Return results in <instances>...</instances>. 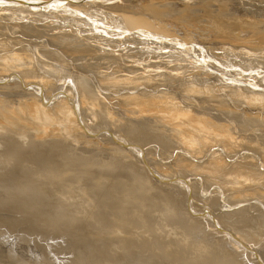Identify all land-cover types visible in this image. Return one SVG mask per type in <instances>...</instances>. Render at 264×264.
Returning a JSON list of instances; mask_svg holds the SVG:
<instances>
[{"label":"rangeland","instance_id":"1","mask_svg":"<svg viewBox=\"0 0 264 264\" xmlns=\"http://www.w3.org/2000/svg\"><path fill=\"white\" fill-rule=\"evenodd\" d=\"M68 1L0 8V264H264V0Z\"/></svg>","mask_w":264,"mask_h":264},{"label":"bare ground","instance_id":"2","mask_svg":"<svg viewBox=\"0 0 264 264\" xmlns=\"http://www.w3.org/2000/svg\"><path fill=\"white\" fill-rule=\"evenodd\" d=\"M45 1H48V0H41V2L39 1V2H36V0H0V8H1V10H9L11 13H13V14H15V13H28L29 12V14H35L36 16H40V11L42 10L43 11V9L46 7V6H44V2ZM50 1V0H49ZM68 1V0H67ZM73 1V0H72ZM71 1V2H72ZM91 1H93V0H81V2H80V0H79V2L80 3H78V4H73V5H75L74 7L76 8V9H79L80 8V6L82 5V4H85V3H88V2H91ZM165 1V0H164ZM167 1V0H166ZM53 2H55V3H57V4H55V5H53L52 3H51V7H49V10L50 11H56V9H55V7H58L57 5H59V4H61L62 3V0H53ZM69 2V1H68ZM74 2H75V0H74ZM149 2V1H148ZM153 2V1H152ZM149 3H151V2H149ZM157 3V2H156ZM229 3V2H228ZM151 4H153V3H151ZM46 5V4H45ZM47 5H48V3H47ZM222 5H224V4H222ZM83 7V6H82ZM152 7V6H151ZM121 8L122 7H120V6H114V7H111V5L110 6H104V12H101V15L103 16V19H102V24L101 25H99V27L101 26V28L104 26V24L106 23V20L104 19L105 17H108V20L109 21H115L117 24H119V25H122V26H124V27H129V26H133V25H136V24H138V19L137 18H134L133 17V15H124L123 13H122V11H121ZM225 8V7H224ZM122 9H124V8H122ZM47 10V9H46ZM60 10V9H59ZM110 10H111V12H110ZM48 11V10H47ZM58 11V10H57ZM129 12V11H128ZM80 13V12H79ZM107 13V14H106ZM132 13V12H131ZM133 14V13H132ZM100 17V16H99ZM100 19V18H99ZM103 20H104V22H103ZM96 21H98V20H96ZM99 22V21H98ZM98 24V23H97ZM106 25V24H105ZM139 25V24H138ZM82 26H84V25H82ZM96 27H98V25L96 26ZM159 27V26H158ZM88 28V27H87ZM101 28H96V29H101ZM1 29V28H0ZM94 29H95V27H94ZM239 29V28H238ZM94 31V30H93ZM98 31V30H97ZM96 31V32H97ZM101 31V30H100ZM95 32V31H94ZM253 32V31H252ZM257 32V31H256ZM89 33V32H88ZM100 34H98L97 33V35L99 36V37H102V36H104V38H105V36L107 35V32H105V31H101V32H99ZM103 35H102V34ZM90 34V33H89ZM88 34V35H89ZM95 34V33H94ZM93 34V36H95ZM252 35V34H251ZM89 36H92V34L91 35H89ZM89 36L87 37L88 39H89ZM239 37H240V35H238ZM238 36H235V38L233 39V41L235 40V41H237V39H238ZM255 37V36H254ZM258 37V36H257ZM83 38V37H82ZM81 38V39H82ZM86 38V39H87ZM95 38L97 39V36H95ZM106 38H108L109 40H110V36L109 37H106ZM105 38V39H106ZM177 37H174V39H176ZM237 38V39H236ZM84 39V38H83ZM87 39V40H88ZM93 39H94V37H93ZM99 39H101V38H99ZM243 39H245V38H243ZM261 39V38H260ZM263 39V38H262ZM104 40V39H103ZM239 40V39H238ZM250 40V39H249ZM84 41V43H85V39L83 40ZM92 41V40H91ZM95 41V40H94ZM234 41V42H235ZM252 41H253V38H252ZM90 42V41H89ZM256 45H258V47H254L253 45H252V47H250L249 49H252L253 51H255V52H253V54H256V55H258L260 58L262 57H264V41L263 40H260V41H253ZM86 43H87V41H86ZM92 43H94V42H92ZM89 44H91V43H89ZM92 45V44H91ZM28 46H30V44L28 45ZM89 45H87V47H88ZM23 48L24 49H27L25 46H23ZM29 48V47H28ZM19 49H22V47L21 48H19ZM252 50H248V51H251L252 52ZM16 51V50H15ZM18 51V50H17ZM16 51V52H17ZM92 51V50H91ZM14 52V51H13ZM12 52V53H13ZM25 52H27L26 53V55L25 56H27V54H28V51H24L23 52V54L22 55H24V53ZM10 53V59L11 60H13L12 58H11V51L9 52ZM9 53H8V56H9ZM15 53V52H14ZM30 53H32V52H30ZM243 53V52H242ZM14 55V54H13ZM16 55V54H15ZM30 55V54H29ZM28 55V56H29ZM246 55V54H245ZM17 56V55H16ZM16 56H14V57H16ZM20 56L18 55L17 56V58H18V60L16 61V59H15V61H11V60H9L8 61V64H10V65H12L11 66V69H12V71H15L16 72V74H18L17 76L19 77H17L18 79H19V81H21V82H24L23 80H25V81H27V80H40V67L38 66V67H36V66H32V65H30V63L28 62V61H26L25 60V58H22V56L19 58ZM251 57V56H250ZM31 58V57H30ZM32 58H33V56H32ZM248 58H249V56H248ZM8 59V58H7ZM27 59H28V57H27ZM34 59V58H33ZM25 60V61H24ZM254 60V59H253ZM29 61H31V60H29ZM34 61H35V59H34ZM42 61V60H41ZM36 62V61H35ZM48 62V61H47ZM37 64V63H36ZM39 64V63H38ZM35 65V64H34ZM31 66L33 67V68H31ZM149 68L152 70V71H156L157 69H158V67H157V65H149ZM12 77V76H11ZM20 78H21V80H20ZM79 78V77H78ZM70 78H68V80H69ZM72 79V78H71ZM17 80V79H16ZM79 80V79H78ZM70 81H72L71 83H72V85L74 84V82H73V80H70ZM18 82V81H17ZM68 84H70V83H68ZM73 87V86H72ZM71 87V89H73ZM75 90V89H74ZM87 91V89H86V86H85V88H83V91ZM77 92V91H76ZM75 92V93H76ZM78 94V93H77ZM257 169V168H256ZM256 171V170H255ZM257 184H258V182H257ZM260 184V183H259Z\"/></svg>","mask_w":264,"mask_h":264}]
</instances>
